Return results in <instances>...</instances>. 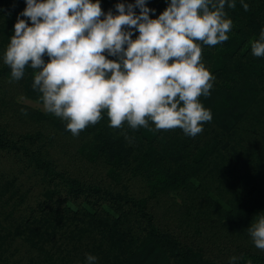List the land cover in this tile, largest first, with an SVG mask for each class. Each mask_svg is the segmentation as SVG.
Segmentation results:
<instances>
[{
  "label": "trees",
  "instance_id": "obj_1",
  "mask_svg": "<svg viewBox=\"0 0 264 264\" xmlns=\"http://www.w3.org/2000/svg\"><path fill=\"white\" fill-rule=\"evenodd\" d=\"M120 2L135 0H100L114 14ZM243 2L248 11L225 5L229 39L201 44L215 79L200 98L213 117L200 134L151 121L113 129L105 113L74 137L19 101L42 103L34 70L9 82L3 63L26 2L0 0V264H86L87 254L96 264H264L247 231L264 213V57L250 43L264 29V0ZM168 3L147 0L150 17Z\"/></svg>",
  "mask_w": 264,
  "mask_h": 264
},
{
  "label": "clouds",
  "instance_id": "obj_2",
  "mask_svg": "<svg viewBox=\"0 0 264 264\" xmlns=\"http://www.w3.org/2000/svg\"><path fill=\"white\" fill-rule=\"evenodd\" d=\"M25 2L3 53L9 82L33 69L32 88L44 111L66 122L74 137L105 113L113 129L148 128L151 121L157 131L179 128L189 137L212 120L200 101L215 79L202 62L201 44L229 39L233 22L224 9H234L235 0H169L155 19L147 0L117 3L115 14L105 13L100 0ZM250 43L252 55L264 57V29ZM247 231L264 250V213ZM241 258L230 257V264ZM96 261L86 255V264Z\"/></svg>",
  "mask_w": 264,
  "mask_h": 264
},
{
  "label": "rangeland",
  "instance_id": "obj_3",
  "mask_svg": "<svg viewBox=\"0 0 264 264\" xmlns=\"http://www.w3.org/2000/svg\"><path fill=\"white\" fill-rule=\"evenodd\" d=\"M18 99L24 104L30 105L31 107L44 111L42 103L38 102L37 100L31 99L28 97H23V96L19 97Z\"/></svg>",
  "mask_w": 264,
  "mask_h": 264
}]
</instances>
